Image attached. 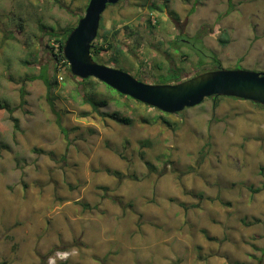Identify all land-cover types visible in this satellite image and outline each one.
I'll use <instances>...</instances> for the list:
<instances>
[{
    "label": "rangeland",
    "instance_id": "1",
    "mask_svg": "<svg viewBox=\"0 0 264 264\" xmlns=\"http://www.w3.org/2000/svg\"><path fill=\"white\" fill-rule=\"evenodd\" d=\"M88 3L0 0V263L264 264V105L208 97L166 114L93 77L87 88L55 69L45 33L75 27ZM152 4L108 5L95 40L118 31L125 56L94 59L150 84L213 55L264 72V0Z\"/></svg>",
    "mask_w": 264,
    "mask_h": 264
},
{
    "label": "water",
    "instance_id": "2",
    "mask_svg": "<svg viewBox=\"0 0 264 264\" xmlns=\"http://www.w3.org/2000/svg\"><path fill=\"white\" fill-rule=\"evenodd\" d=\"M120 0H89L85 14L63 44V54L75 77H93L141 103L174 114L200 105L205 98L228 96L264 105V72L224 67L204 70L172 84H150L131 73L97 62L92 42L97 38L101 18Z\"/></svg>",
    "mask_w": 264,
    "mask_h": 264
},
{
    "label": "trees",
    "instance_id": "3",
    "mask_svg": "<svg viewBox=\"0 0 264 264\" xmlns=\"http://www.w3.org/2000/svg\"><path fill=\"white\" fill-rule=\"evenodd\" d=\"M170 0H163L164 4H167V2H169ZM203 0H195L196 3H200ZM150 10H155V9H159V7L156 5V0H153V4L149 7ZM102 19V18H101ZM149 25L152 26V28H154V25L152 24L151 18L148 19ZM101 27V25H100ZM74 27H68L66 28L62 33H59L55 30H49L46 31V35L48 36V41H54V42H58L59 43V48L58 51L55 52L54 50L56 49L55 46L51 45L49 42H47V47L50 49V53L52 55V63L55 67V69H58V65H64L67 66L68 61L65 58L64 54H63V44L65 42V40L67 39L68 35L70 34L71 30ZM117 32L115 31L112 34V38H110V36L108 35H104L102 42H97V40H94L92 42L91 45V53L92 55H98L101 52H109V51H113L115 53V56L111 59L112 62H116L119 63L120 62V58L125 56V51H124V47L122 45V43L116 38L117 37ZM60 34L63 35L62 39L60 37ZM138 39V38H137ZM141 40L140 38L138 39L137 43H139ZM224 42H227V38L223 39ZM196 51V53H198L199 55H201L202 60L200 61V64H203V57L206 56L204 55V51L200 48H195L194 49ZM35 58H37V56L35 55ZM211 58V67L208 68V70L211 69H216V68H220L221 66H218L217 64H220L218 58L216 55H213L210 57ZM124 60V58H123ZM207 70V69H206ZM183 72L184 69L182 67H175V66H169V68L166 70V72L164 73H159L157 77H155V83H159V84H172V83H178L181 82L182 80L185 79V76H183ZM198 73V72H197ZM136 78H138L139 80H141V78L135 76ZM39 78H42L45 83L47 84L48 88L51 89L54 84L56 83V77L54 79V81H51L49 79V77L43 73L39 76ZM79 78V77H77ZM82 83L87 87V88H91V82L93 81L92 77L86 78V79H82L79 78ZM142 81V80H141ZM107 86V88L111 89L114 92H117L115 89H113L112 87L108 86L107 84H105ZM86 92V91H85ZM119 93V92H118ZM86 97L84 98V102H87L89 104H91L93 106L94 109H98V106L100 105H105L107 102L105 100H97L93 97H91L90 95H88V93H86ZM120 94V93H119ZM121 96H126L123 94H120ZM228 96H212L209 98H213L215 101H218L219 99L222 98H226ZM260 105V104H258ZM148 106V105H147ZM262 106V105H260ZM0 107H5V105H3L2 102H0ZM150 107V106H149ZM154 108V107H151ZM156 109V108H155ZM11 111V109H10ZM165 113V112H164ZM168 114V113H166ZM109 116L115 120H117L120 123L123 124H129L131 122L130 118L128 117H124V116H120V114L118 112H112L109 114ZM160 119L163 120L164 123H169V121L164 118L161 117ZM2 264V263H0Z\"/></svg>",
    "mask_w": 264,
    "mask_h": 264
},
{
    "label": "built area",
    "instance_id": "4",
    "mask_svg": "<svg viewBox=\"0 0 264 264\" xmlns=\"http://www.w3.org/2000/svg\"><path fill=\"white\" fill-rule=\"evenodd\" d=\"M154 21H155V20H154ZM53 42H54V41H53ZM57 43H58V42H57ZM55 48L58 50V48H59V43H58V46H56Z\"/></svg>",
    "mask_w": 264,
    "mask_h": 264
}]
</instances>
